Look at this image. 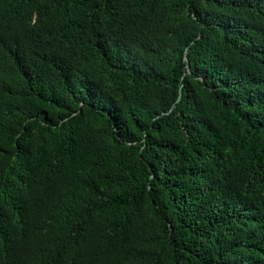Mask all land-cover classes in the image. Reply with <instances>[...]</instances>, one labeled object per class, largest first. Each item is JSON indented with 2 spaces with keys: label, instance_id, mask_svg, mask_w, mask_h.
<instances>
[{
  "label": "trees",
  "instance_id": "obj_1",
  "mask_svg": "<svg viewBox=\"0 0 264 264\" xmlns=\"http://www.w3.org/2000/svg\"><path fill=\"white\" fill-rule=\"evenodd\" d=\"M0 31V261L264 264V0H0Z\"/></svg>",
  "mask_w": 264,
  "mask_h": 264
},
{
  "label": "clouds",
  "instance_id": "obj_2",
  "mask_svg": "<svg viewBox=\"0 0 264 264\" xmlns=\"http://www.w3.org/2000/svg\"><path fill=\"white\" fill-rule=\"evenodd\" d=\"M0 33H3L2 31H0ZM28 210H29V212H32V213H34V214H36L37 215V209H36V207H35V205H30V206H28ZM16 212L18 213V218H19V220H25V219H27V217H28V213H27V211L26 210H24L23 208H21V207H19L17 210H16ZM4 225H6L7 226V222H6V220L4 221ZM0 264H9L7 261H0Z\"/></svg>",
  "mask_w": 264,
  "mask_h": 264
}]
</instances>
